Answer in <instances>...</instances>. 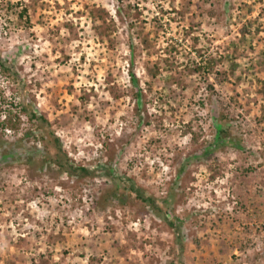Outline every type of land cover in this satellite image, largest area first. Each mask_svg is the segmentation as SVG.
<instances>
[{
  "label": "rangeland",
  "instance_id": "rangeland-1",
  "mask_svg": "<svg viewBox=\"0 0 264 264\" xmlns=\"http://www.w3.org/2000/svg\"><path fill=\"white\" fill-rule=\"evenodd\" d=\"M0 55V264H264V0H0ZM22 95L94 177L3 128Z\"/></svg>",
  "mask_w": 264,
  "mask_h": 264
},
{
  "label": "trees",
  "instance_id": "trees-1",
  "mask_svg": "<svg viewBox=\"0 0 264 264\" xmlns=\"http://www.w3.org/2000/svg\"><path fill=\"white\" fill-rule=\"evenodd\" d=\"M27 12L26 8H24L19 16L23 17L24 14ZM247 30V29H245ZM246 32V31H245ZM146 42V41H145ZM208 66L207 72L215 74H218L217 69H215L214 64L211 62L205 63ZM197 70H201L202 67L196 66ZM199 67V68H198ZM206 68V67H205ZM215 70V71H214ZM0 72L2 74H5L8 78H11L13 81H18L19 79V73L13 64V62L0 55ZM131 80L135 84V95L141 96L142 90L139 86V82L137 81L136 75L133 71H131ZM174 82L180 83V80L178 78L172 77ZM173 82V81H172ZM147 89H151V84L147 82L146 84ZM11 108H8L5 111L4 119L2 120V126L4 129L8 131L18 132L20 130V127L23 122V115L27 117V120L30 122L31 125L35 126L34 130H28L26 131V135L30 137H34L36 142L43 144V151L39 150L36 147H34L33 150L28 149L30 151V154H34L36 152H41L42 157L44 158V161H49L53 163L54 165L58 166L62 171L67 172L70 175H73L75 173L79 175L84 176H91L94 177L96 171L92 168L86 167V166H80L77 165L71 158L68 157L66 151L64 150L60 139L55 135L54 131L51 128V124L49 119L43 115L36 107H34L31 103V101L28 100L27 96L22 95L18 103H11ZM14 104V105H13ZM14 107L16 109H14ZM215 115L220 121L217 125V140L216 145H220L223 143V125L221 123V120L223 119L224 115L219 111L217 108L215 110ZM17 142V140H16ZM235 142V141H234ZM233 141L230 142V144L237 145ZM225 143V142H224ZM227 144V143H226ZM49 146L53 149V153L51 155V151ZM17 149L15 148V143H9L7 140L0 138V162L5 163L8 162V158L14 159L17 155ZM9 159V160H10ZM110 173V172H109ZM112 176V175H111ZM130 192L135 193L140 199L144 200L145 202H148V204L152 205L153 207L156 206V202L153 197H145L142 189L140 187H137L135 183H131L129 185ZM114 193V192H113ZM116 194V191L115 193ZM165 206H169L170 201L168 199H165L164 201ZM169 212L170 210L167 209ZM166 212L164 211L165 217L169 219L168 215L171 214L172 217H174L172 212ZM172 229L174 230L178 243L180 246H182L183 243V230L182 226L178 223L176 224L174 221H171Z\"/></svg>",
  "mask_w": 264,
  "mask_h": 264
}]
</instances>
